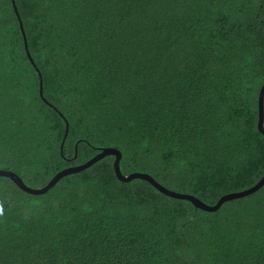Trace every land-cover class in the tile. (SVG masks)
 Here are the masks:
<instances>
[{
    "label": "trees",
    "instance_id": "1",
    "mask_svg": "<svg viewBox=\"0 0 264 264\" xmlns=\"http://www.w3.org/2000/svg\"><path fill=\"white\" fill-rule=\"evenodd\" d=\"M263 83L264 0H0V170L40 188L114 147L214 205L264 174ZM113 159L0 177V264H264V185L207 212Z\"/></svg>",
    "mask_w": 264,
    "mask_h": 264
},
{
    "label": "water",
    "instance_id": "2",
    "mask_svg": "<svg viewBox=\"0 0 264 264\" xmlns=\"http://www.w3.org/2000/svg\"><path fill=\"white\" fill-rule=\"evenodd\" d=\"M12 3H13V1H12ZM14 10H16V8H14ZM20 28L22 30L21 25H20ZM39 91L41 94V88ZM263 102H264V83L261 85V87L258 91V95H257V124H256L257 130L264 136V126H263V123H264V105H263ZM64 121H65V134H64V138H63L62 143H61V147H60L61 150H62L63 145L65 143V138L68 134V122L65 119H64ZM108 156L114 158L113 164H112L113 171H114L116 178L119 181L124 182V183H129L135 179L146 181L153 188H155L158 192H160V193H162L168 197L174 198V199L186 200V201L190 202L195 208H198V209H201V210L207 211V212L216 211L225 202L232 201L235 199H239V198H243V197H246L248 195H251V194L255 193L256 191H258L264 185V174H263L261 179L254 186H252L246 190H243V191L225 194V195L221 196L214 205H208V204H205L204 202H202L201 200L195 198L192 195L177 193L175 191H172V190L165 188L163 185L158 183L155 179H153L152 176H150L147 173L133 172V173H130L127 175L123 174L121 172L120 166H119V162L121 159V153L118 149H116L114 147L102 148L96 155H94L92 158H90L86 162H84L80 165L71 166V167H68V168H65V169L59 171L44 186H42L40 188H31V187L27 186L18 175H16L15 173H13L11 171L0 170V177H5V178L10 179V181L18 189H20L23 192H26L30 195H42V194L46 193L48 190H50L53 186H55L56 183L60 179L66 177V176H69L71 174L79 173V172L89 168L90 166H92L97 161L101 160L102 158L108 157Z\"/></svg>",
    "mask_w": 264,
    "mask_h": 264
},
{
    "label": "clouds",
    "instance_id": "3",
    "mask_svg": "<svg viewBox=\"0 0 264 264\" xmlns=\"http://www.w3.org/2000/svg\"><path fill=\"white\" fill-rule=\"evenodd\" d=\"M3 213H2V209H0V215H2Z\"/></svg>",
    "mask_w": 264,
    "mask_h": 264
}]
</instances>
